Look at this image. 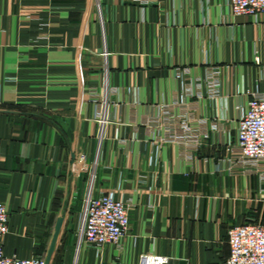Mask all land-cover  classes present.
<instances>
[{"label": "crops", "instance_id": "1", "mask_svg": "<svg viewBox=\"0 0 264 264\" xmlns=\"http://www.w3.org/2000/svg\"><path fill=\"white\" fill-rule=\"evenodd\" d=\"M254 96L264 13L235 15L229 0H0L5 254L226 264L229 230L264 225V171L227 162ZM175 115L196 151L169 131ZM88 193L129 205L118 245L79 243Z\"/></svg>", "mask_w": 264, "mask_h": 264}, {"label": "built area", "instance_id": "2", "mask_svg": "<svg viewBox=\"0 0 264 264\" xmlns=\"http://www.w3.org/2000/svg\"><path fill=\"white\" fill-rule=\"evenodd\" d=\"M229 7L235 15L257 17L264 13V0H229ZM166 121L169 131L185 149L194 152L199 148V136L189 132V118L167 116ZM236 124V139L229 145V168H240L247 173L264 171V96L252 97ZM128 209L127 203L111 193L99 197L88 193L79 227V243L96 249L106 244L118 245L129 229ZM8 231L9 213L0 201V264H46L41 256L20 258L6 255L2 241ZM228 245L226 264H264V225L251 222L233 226L228 233ZM170 260L165 256L143 253L138 264H172Z\"/></svg>", "mask_w": 264, "mask_h": 264}, {"label": "water", "instance_id": "3", "mask_svg": "<svg viewBox=\"0 0 264 264\" xmlns=\"http://www.w3.org/2000/svg\"><path fill=\"white\" fill-rule=\"evenodd\" d=\"M46 264H48V257L45 259ZM169 263L172 264H186L185 260H175V259H171Z\"/></svg>", "mask_w": 264, "mask_h": 264}]
</instances>
